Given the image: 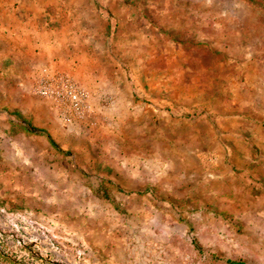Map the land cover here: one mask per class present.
Wrapping results in <instances>:
<instances>
[{
	"label": "rangeland",
	"instance_id": "obj_1",
	"mask_svg": "<svg viewBox=\"0 0 264 264\" xmlns=\"http://www.w3.org/2000/svg\"><path fill=\"white\" fill-rule=\"evenodd\" d=\"M0 264H264V0H0Z\"/></svg>",
	"mask_w": 264,
	"mask_h": 264
}]
</instances>
